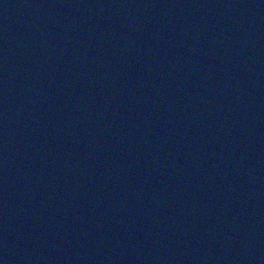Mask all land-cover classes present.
I'll return each instance as SVG.
<instances>
[{
  "label": "water",
  "instance_id": "1",
  "mask_svg": "<svg viewBox=\"0 0 264 264\" xmlns=\"http://www.w3.org/2000/svg\"><path fill=\"white\" fill-rule=\"evenodd\" d=\"M0 264H148L90 0H0Z\"/></svg>",
  "mask_w": 264,
  "mask_h": 264
}]
</instances>
